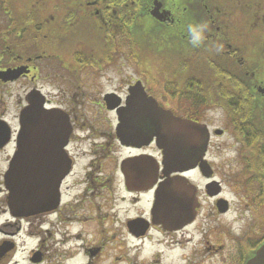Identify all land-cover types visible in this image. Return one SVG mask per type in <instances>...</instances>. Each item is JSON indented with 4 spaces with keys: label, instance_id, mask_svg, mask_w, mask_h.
I'll return each instance as SVG.
<instances>
[{
    "label": "flooded vegetation",
    "instance_id": "1",
    "mask_svg": "<svg viewBox=\"0 0 264 264\" xmlns=\"http://www.w3.org/2000/svg\"><path fill=\"white\" fill-rule=\"evenodd\" d=\"M28 110L58 131L29 163L60 182L45 211L21 217L4 175ZM223 147L252 218L237 235L212 228L204 252L219 254L208 238L225 235L218 264H246L264 243V0H0V264H20L26 241V264H139L145 249L141 264H196V246L179 254L185 233L230 211L213 157ZM169 179L185 202L182 180L195 189L189 220L161 207Z\"/></svg>",
    "mask_w": 264,
    "mask_h": 264
},
{
    "label": "water",
    "instance_id": "2",
    "mask_svg": "<svg viewBox=\"0 0 264 264\" xmlns=\"http://www.w3.org/2000/svg\"><path fill=\"white\" fill-rule=\"evenodd\" d=\"M53 111L43 113L44 116L42 117L50 122L56 120L59 116ZM28 113L29 110L25 116L28 122L24 125L20 138L17 141V150L4 175V183L8 191V208L13 214L21 217H27L34 213L45 211L48 206H50L51 202L57 198L58 185L60 182L59 176L55 179H50L45 176L46 164L29 163L32 158H41V155L37 154V150L45 151L47 149L46 136L58 133L56 128H54L56 124L50 123L41 126L37 123L35 125L31 121L32 117H30ZM45 126L47 127L45 128ZM51 126L53 128H50ZM62 126L63 130H60L59 133H62L66 129L64 126L69 127V124L66 122V124L63 123ZM191 126L194 127V125ZM64 132L66 138L69 131L66 130ZM165 134L168 133L163 132L157 135L163 137L160 141V145L162 144L161 147H163L165 151L164 168L168 171H172L176 164L172 155L173 141L164 137ZM35 174L37 176H35ZM183 179L187 182L185 178ZM213 183L217 184L216 182ZM176 185L177 182L173 179H169L159 186L156 195L161 199V207L168 208L171 213L178 216L174 219L175 222H179L183 214L187 216L190 214V217L188 216L189 220L191 214L194 213L195 207L198 206V202H194L195 189L191 184H189L188 187L185 186L182 180V188L185 190L190 189L191 191L190 197L193 199V203H189L185 202L184 198L181 199L182 197L166 193L167 190H175L177 188ZM221 202L224 203V206L226 205L225 200H221ZM180 222H182V219ZM246 264H264V243L251 254Z\"/></svg>",
    "mask_w": 264,
    "mask_h": 264
},
{
    "label": "rangeland",
    "instance_id": "3",
    "mask_svg": "<svg viewBox=\"0 0 264 264\" xmlns=\"http://www.w3.org/2000/svg\"><path fill=\"white\" fill-rule=\"evenodd\" d=\"M214 125H218L215 121ZM224 150H220L218 153L213 155L215 161V168H216V178L221 179V183L223 185L222 195L228 200L230 205V211L227 216L213 217L212 220L203 221L205 228L210 227L203 232L199 230V227H195L196 234L193 236L191 234V228L187 230L185 236L183 238H188L187 243H183L182 249L180 250V256L187 255L188 252L192 251L193 247H197L196 250V264H218L221 256L228 253L231 250L232 242L229 238L225 235L218 236L217 233H212L209 235V240L212 243H222L223 250L217 254L213 255L212 257L204 252L205 248V238L207 234L212 230L214 227L221 226L227 233H235L240 234L241 231L246 229V222L252 218L248 210L245 209V199L240 193H238L234 189V173L237 171L238 166L232 161L233 153L227 149V147H223ZM226 151V152H225ZM228 151V152H227ZM5 157V151H0V181L1 175L5 170V163L3 158ZM211 207V204L208 202L205 204L204 208L208 209ZM244 213H240L241 211ZM201 222V221H200ZM198 222V226H199ZM202 233V234H201ZM20 252L18 254V258L20 260V264H26V257L28 256L33 244L30 241H26L25 243H21ZM147 250L141 251L140 255L138 256V263H142V257L146 254ZM190 254V253H189ZM169 258L173 259V257L169 254ZM183 262L180 260L179 264Z\"/></svg>",
    "mask_w": 264,
    "mask_h": 264
}]
</instances>
